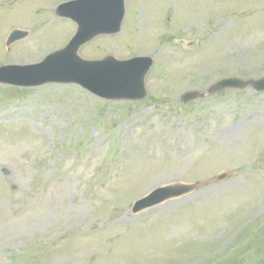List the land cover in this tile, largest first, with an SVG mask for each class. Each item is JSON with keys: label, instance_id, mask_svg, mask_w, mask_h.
I'll use <instances>...</instances> for the list:
<instances>
[{"label": "rangeland", "instance_id": "1", "mask_svg": "<svg viewBox=\"0 0 264 264\" xmlns=\"http://www.w3.org/2000/svg\"><path fill=\"white\" fill-rule=\"evenodd\" d=\"M64 1L0 0V67L68 43ZM14 28L29 36L8 49ZM79 53L153 56L148 98L0 83V264H264V92L179 99L264 75V0H126L121 31ZM195 181L132 211L157 186Z\"/></svg>", "mask_w": 264, "mask_h": 264}, {"label": "water", "instance_id": "2", "mask_svg": "<svg viewBox=\"0 0 264 264\" xmlns=\"http://www.w3.org/2000/svg\"><path fill=\"white\" fill-rule=\"evenodd\" d=\"M59 15L68 16L77 21V34L64 48L48 55L42 62L23 67L8 66L0 69V81L13 84L39 85L48 81H76L95 93L110 99H141L146 96L145 78L154 64L152 57L140 56L129 60H118L109 55L102 60H85L79 55V49L101 34H113L121 30L125 0H73L60 5ZM27 35V32L15 30L8 44ZM24 70L11 76L7 70ZM18 76V77H16ZM253 85L258 91L264 90V78L244 80L236 77L225 78L213 84L209 92L227 87L245 88ZM200 91H188L182 101L198 98ZM225 174L218 179L225 178ZM197 184H175L159 187L149 196L138 200L133 208L138 212L156 205L168 198L181 196L196 188Z\"/></svg>", "mask_w": 264, "mask_h": 264}]
</instances>
